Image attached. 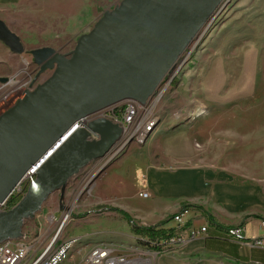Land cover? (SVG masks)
Returning <instances> with one entry per match:
<instances>
[{"label":"rangeland","instance_id":"obj_1","mask_svg":"<svg viewBox=\"0 0 264 264\" xmlns=\"http://www.w3.org/2000/svg\"><path fill=\"white\" fill-rule=\"evenodd\" d=\"M121 1L0 0V19L19 37L24 48V53L16 57L0 43V68L7 59L8 64L11 61L9 73L0 72V78H10L22 86L7 100L0 101V115L22 97L30 83L35 87L52 74L46 71L36 78L38 72L31 63L32 50L49 47L60 54L70 53L78 38L88 34L102 14ZM179 61L185 62L181 66L179 62L171 81L161 86L162 93L150 110L157 118L156 131L139 142L133 138L130 143H118L105 159L89 162L69 179L62 197L59 192L52 194L34 217L24 222L22 234L26 238H40L46 243L58 231L64 216L67 219L60 230L61 236L71 218L124 220L106 209L111 207L124 211L134 223L140 222L135 212L153 199L148 188L141 189L145 168L150 165L167 170L223 169L242 183L264 185V0H229L217 18L209 20ZM173 79L177 83L172 85ZM120 107L115 108L119 112L113 111L118 118ZM104 165L102 175L90 182ZM27 187L24 183L19 188L23 189L20 195H25ZM139 193H147L148 198L139 197ZM183 210L193 212L194 228L209 227L200 219H207L204 213L208 215L202 207L186 203L168 214L166 224L157 229L173 228L172 217ZM261 218L264 216L260 214L244 216L240 223L228 225L224 232L238 227L243 239L260 240L264 236L246 238L242 226L247 220L259 221L264 226ZM193 240L170 245L163 248V253L155 257L147 254V257L151 264H159L161 258H171L169 261L176 260L177 264H225L216 257L200 254L178 258L175 252ZM137 243L140 242L120 246L123 249L120 251L136 248ZM139 247L142 254L154 252L144 243Z\"/></svg>","mask_w":264,"mask_h":264},{"label":"water","instance_id":"obj_2","mask_svg":"<svg viewBox=\"0 0 264 264\" xmlns=\"http://www.w3.org/2000/svg\"><path fill=\"white\" fill-rule=\"evenodd\" d=\"M228 2L122 0L78 38L70 53L49 47L30 52L39 67L37 75L52 74L0 115V203L31 167L39 168L23 198L0 212V243L21 238L24 222L52 194L62 197L69 179L89 162L110 155L122 135V129L104 117L79 129L75 123L127 100L145 104ZM0 43L11 54L24 53L19 37L1 19ZM6 82L8 78H0ZM91 135L98 140H89ZM105 169L102 166L90 182Z\"/></svg>","mask_w":264,"mask_h":264},{"label":"crops","instance_id":"obj_3","mask_svg":"<svg viewBox=\"0 0 264 264\" xmlns=\"http://www.w3.org/2000/svg\"><path fill=\"white\" fill-rule=\"evenodd\" d=\"M8 60L1 65V74L9 73L11 61L8 64ZM18 62L16 60L15 63ZM143 179L141 189L148 188L153 199L149 205L135 212L136 219L140 221H135L138 226L158 224L186 203L200 205L212 218V222H209L200 217L202 222L209 224L206 238H197L180 247L175 252L178 258L200 254L216 257L225 264H264L263 249L248 248L245 247L247 245L232 242L225 237L224 232L228 225L240 223L244 216H264V185L258 182L242 183L223 169L201 167L167 170L150 165L145 168ZM88 219L71 218L63 234L67 239H76L72 253L74 263L80 264L90 250L99 244L118 247L117 253H123L120 248L124 245L144 240L142 236L134 235L129 224L120 218ZM242 227L246 238L264 236V226L259 221L247 220ZM170 259L161 258L159 264H177L176 260L171 262Z\"/></svg>","mask_w":264,"mask_h":264},{"label":"built area","instance_id":"obj_4","mask_svg":"<svg viewBox=\"0 0 264 264\" xmlns=\"http://www.w3.org/2000/svg\"><path fill=\"white\" fill-rule=\"evenodd\" d=\"M171 79L172 76L170 72L162 80V85L165 83L167 84V82H170ZM11 82L14 81L8 78V82L0 84V101L7 100L14 91L22 87L21 85L16 84V86L11 85ZM34 88V83H30L26 89ZM161 93V86H159L158 95L155 94V96L149 98L145 104L127 100L115 107H112L110 110H106L94 116L104 117L111 123L118 125L122 129L121 138L129 132H136V141H138V135H140L141 131H143V127H147V122L150 118H153V114L150 110L153 103L160 97ZM118 106H122L120 107V118L113 113L114 109ZM74 128L76 129V123ZM94 140H98V136L94 135ZM118 143H120V140L116 144ZM22 190L23 189H18V195L12 196L10 207H14L23 198L24 195H20ZM139 197L147 199L148 194L139 193ZM186 215H189V217L184 219V216ZM192 218H195L193 212L190 211L189 213L187 210H183L172 217V221L175 223L176 227H180V235H170V243L184 244L190 240L206 236L207 232L202 231V229H199L196 232H189V223H191ZM66 219L67 217L62 219L58 231L55 233L53 238L48 240L46 243L39 240L40 238L30 240L23 234L19 239L8 240L7 248L0 250V264H51L52 260L58 259V255L61 250L64 249L68 242L71 241V239H67L65 236L59 235ZM234 229L238 232V234L242 235V230L240 228L234 227ZM245 247L264 248V238L260 239L259 245H250ZM49 248H57V256H48ZM116 248L118 247L108 246L106 247V250L91 249L80 264H134L137 261H147L145 264H151V260L147 257L148 255L142 254L139 246H136V250L127 249L123 253H117L119 250L117 251ZM143 256H146L147 258L144 259L142 258ZM149 257L152 256L149 255ZM71 264L77 263L72 261Z\"/></svg>","mask_w":264,"mask_h":264},{"label":"bare ground","instance_id":"obj_5","mask_svg":"<svg viewBox=\"0 0 264 264\" xmlns=\"http://www.w3.org/2000/svg\"><path fill=\"white\" fill-rule=\"evenodd\" d=\"M181 59V58H180ZM179 62L176 64L175 68L171 71V76L173 78L174 73L177 71V68L179 66H181L185 61H182V63L179 65ZM179 65V66H178ZM171 81V80H170ZM168 83V82H167ZM11 85H15V82H11ZM159 86H162V82L160 83ZM28 90H33V89H28ZM159 91V87L156 89L155 93L153 96H155L156 93H158ZM98 116H92V117H86L83 118L82 120H80L79 122H76V129L82 128L84 127L89 121L97 118ZM156 117L153 115V118H150V120L147 122V127H143V131H141V134L138 135V142L141 141V139L144 138V136H146L147 134L151 133L154 131V129L156 128L158 122H156ZM136 139V132H129L125 135H123V138H120V143L121 142H126L130 139L134 140ZM89 140L93 141L94 140V135H91ZM43 162H41L42 164ZM39 168V165H35L34 167H31L21 178V180L18 182V184L16 185V187L14 188V190L11 192V194L2 202L0 203V212H7L8 210H10L12 207H10L11 202H12V196H17L18 195V189L24 184L27 183V185H29V182L35 178V172L36 170ZM73 208V207H72ZM71 208V209H72ZM67 216H64V218ZM193 221H191V223H189V232H196L199 229H202V231L207 232L208 227L206 225L204 226H199L198 228H194L192 225ZM174 229V233L173 235H180V227H176V225L173 227ZM226 237L232 241L235 242L237 244H241V245H259L260 244V240H255V241H247L245 239H243L241 237V234H238L237 231H235L234 228H228L225 232ZM163 241V240H162ZM162 241H160L159 243H151V247L153 248L154 252H152V254L150 252H146V255H152L155 256L157 254H159L158 251H156V248L154 246L159 245L162 253H163V248H166L170 245H180V244H176V243H170V239L168 241H166L164 244ZM76 243V239H71L70 242H68L67 246H65L64 249L61 250V252L58 255V259H54L51 261V264H71L72 262V253H73V247ZM8 245V240L7 241H3L0 243V250H3L5 248H7ZM106 247H108V245L103 244H99L94 246L92 249L95 250H106ZM151 249V248H150ZM168 252V251H167ZM142 253V252H141ZM143 254H145V252H143ZM161 254V253H160ZM48 256H57V248H49L48 249ZM147 263V261H137L134 264H145Z\"/></svg>","mask_w":264,"mask_h":264},{"label":"trees","instance_id":"obj_6","mask_svg":"<svg viewBox=\"0 0 264 264\" xmlns=\"http://www.w3.org/2000/svg\"><path fill=\"white\" fill-rule=\"evenodd\" d=\"M177 83V80L176 79H173L171 84H176ZM115 112H119V110H115ZM108 211H111V212H116L117 214L121 215V217L126 221L128 222V224L130 225V230L131 232L136 235V236H142L143 237V241H137V242H140V243H137L139 246L144 243L145 246H149L150 248L151 247V243H159L160 241H162L163 243H165L166 241H168L170 239V235H173L174 233V229L172 228H169V229H165V228H160V229H157V227H161L163 225L166 224V221L164 222H160L159 224H157V226H152V227H144V226H138L137 224H135L133 222V220L130 218V216L128 214H126L124 211L122 210H119L117 208H106ZM204 213V212H203ZM205 217L207 218L206 220L209 221V222H212V218L211 216L209 215H206L204 213ZM260 218V217H258ZM264 222V218H261ZM156 248V251H160V253H162L159 245H156L154 246ZM153 249V248H152Z\"/></svg>","mask_w":264,"mask_h":264},{"label":"flooded vegetation","instance_id":"obj_7","mask_svg":"<svg viewBox=\"0 0 264 264\" xmlns=\"http://www.w3.org/2000/svg\"><path fill=\"white\" fill-rule=\"evenodd\" d=\"M32 60H33V59H32ZM31 63H32V62H31ZM38 68H39V67H37V66H36V68H34L36 73L38 72ZM45 72H46V71H45ZM42 74H43V73H42ZM42 74H40V75H36V78L38 79L39 76H41Z\"/></svg>","mask_w":264,"mask_h":264}]
</instances>
